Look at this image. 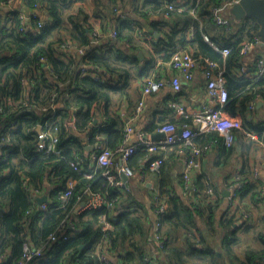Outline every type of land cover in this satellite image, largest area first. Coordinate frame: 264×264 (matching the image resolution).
Instances as JSON below:
<instances>
[{
	"label": "clouds",
	"instance_id": "obj_1",
	"mask_svg": "<svg viewBox=\"0 0 264 264\" xmlns=\"http://www.w3.org/2000/svg\"><path fill=\"white\" fill-rule=\"evenodd\" d=\"M69 3L65 7L54 0H32L29 6L24 0H6L0 6L5 14L0 18V35L12 32L15 37L0 40L3 52L16 59L28 53L26 70L13 72L11 80L0 82V128L9 121L13 123L8 132L23 125L21 134L3 141L21 145L11 166L26 173L24 190L34 209L47 208L37 198L49 196L57 184L64 189L52 197L63 201L62 212L46 235L29 237L27 228L19 235H0V264H29L41 248L61 240L68 222L78 229L91 224L92 232L73 241L60 264H89L98 255L105 264H121L117 253L128 249L135 264H191L193 258L204 264H253V259L255 264H264V131L252 127L264 121V107L257 108L264 100V84L257 87L254 79L252 86L229 96L224 79L225 72L256 78L264 75V47L259 39L245 35L239 48L222 47L239 23L218 14L202 17L198 9L208 5L199 0L195 6L193 0H163L160 6L144 0ZM12 9L19 15L11 16ZM93 11L99 13V19L93 17ZM157 18L161 23L154 26L152 21ZM123 19L132 21V27L122 28ZM76 24L79 29L73 27ZM45 26H54L53 35L62 42L29 51L16 39L29 31L39 35ZM157 31L164 38L161 44L156 43ZM201 39L222 51V56L204 50ZM193 40L200 47L184 48L187 63L179 59L171 66L160 63L165 52L156 49L164 42L177 49L183 47L182 41ZM108 44L113 45V52L92 76L105 81L112 76L116 83L128 74L130 86L120 90L118 102L111 88L103 87L94 89V100L84 104L71 91L77 69L89 67L80 58L94 46L105 51ZM120 52L129 61L117 60ZM140 53L144 59L131 63V57ZM54 57L64 60V65L56 64ZM148 60L152 65L141 74ZM141 79L147 91L138 86ZM12 81L18 85L16 95L7 91L13 87ZM86 87L80 91L90 95ZM231 101H235V115L225 107ZM88 107L92 111L85 116ZM25 109L38 114L39 120H17ZM58 110L67 118L44 119ZM105 122L118 131L101 132ZM25 133L34 140L25 141ZM65 135L79 139L71 145V159L57 143ZM32 149L43 150L35 167H29ZM56 165H67V170L56 175L52 171ZM82 169L91 170L92 178L78 183L76 177ZM250 188L259 192L260 199L249 202L237 195ZM225 189L231 195H224ZM84 202L89 208L105 207L99 215L89 212L81 219L77 209ZM118 217L120 222L114 223ZM250 223L252 231H248ZM236 225L240 227L233 231ZM42 227L38 225L37 231ZM93 237V251L80 258L81 244ZM194 246L213 251L197 257ZM218 252L224 255L217 256ZM124 264H128L127 256Z\"/></svg>",
	"mask_w": 264,
	"mask_h": 264
},
{
	"label": "trees",
	"instance_id": "obj_2",
	"mask_svg": "<svg viewBox=\"0 0 264 264\" xmlns=\"http://www.w3.org/2000/svg\"><path fill=\"white\" fill-rule=\"evenodd\" d=\"M2 0H0L1 2ZM84 0H71L73 4L83 2ZM224 0H199L200 3H206L208 7L200 8L198 9L199 15H201L204 18H212L211 8L213 6L221 4ZM25 3L29 4L31 6L32 0H24ZM55 3H63L65 7L70 6L69 0H54ZM171 2V0H169ZM187 3V0H185ZM95 3V0H94ZM145 4H154L156 6H160L161 3H163V0H145ZM196 0H193V6H195ZM83 15V13H81ZM11 16H18L19 11L18 10H11L10 11ZM93 17H99V13L96 11L92 12ZM0 18H3V16L0 14ZM84 19H87V17H84ZM59 21H57V24ZM120 25L122 28H130V22L128 20H121ZM155 26L157 23L154 24ZM54 26H45L43 32L39 35L32 33L29 31L27 35H19L16 37V39L19 40V43L23 44L25 43L28 47L29 51L32 49H37V46H39L40 49L47 48L49 46L55 47L62 41L60 38L55 37L53 33L55 32V28L51 30V28ZM58 27V26H57ZM73 27H76L77 29L80 28L79 24L74 25ZM185 27H187V22L185 24ZM259 30V24L253 17H246L245 19L241 20L239 22V27L236 30L235 33L229 37L227 43L223 45L222 47H233V48H239L241 45V42L245 38V35H247L250 38H254L257 36V32ZM3 39H15L13 37L12 32H8L4 35H0V40ZM213 40L216 38L213 37ZM164 41L163 36L159 37L157 39V44H161V42ZM183 47L188 48L190 45L195 44L197 47H201L212 53L215 57H221L222 54L216 51L212 48V46L202 39L200 40V45L197 41H182ZM100 46H94L92 49L88 50L85 54V57H81V60H85L88 64V72L85 74H82V67L77 69L76 72V78L77 82L75 84H72L71 91L76 92L78 99L82 100L84 104L88 103V100H94L96 93L93 91L97 88H103L108 87L111 88L110 91L113 93L115 91H120L124 86L128 85L129 79L128 74H125L121 81H118L116 83H113L115 80L114 77L108 76L107 72L102 73L104 76H108V79L102 80L99 78L96 79L94 76H92V72L97 71V67L103 68L105 66L104 62H106L110 57L109 53L113 52V45L108 44L105 45V51H99ZM173 49L171 52L175 51V46L172 45L169 42H164L161 47H158L157 51H163L165 52V55L163 57L164 60H169L171 54L169 55L168 49ZM179 48V46H178ZM168 51V52H167ZM39 52V50H38ZM37 52V54H38ZM14 54V53H13ZM23 56L19 57V59L10 57L8 53L3 52V44L0 43V82L5 81L6 79L11 80L10 74L13 72L26 70V61L24 60L25 57H27L28 53L27 51L22 54ZM117 60L122 61H129V56L120 52L116 54ZM54 60L56 64L63 66L64 60H62L59 57H54ZM131 63L138 62V58L131 57L130 60ZM219 63V61H216ZM22 66H25L22 68ZM144 73V68L141 69ZM225 79L227 82V88L229 90V95H232L233 91H238L243 89L246 86H252L254 77L252 76H245V75H229L228 72H225ZM71 84V81H69ZM122 83V86H121ZM13 87L8 88V94L9 95H16V89L18 88V85L15 81H12ZM260 84H264V76H262L259 79H255V86H259ZM87 85L85 92L90 93V95H86L81 93L80 88ZM121 86V87H120ZM40 91L37 90L35 99H39ZM235 101H231L226 109H229L231 111L232 115H235L234 111ZM77 112L80 111V108L76 109ZM92 109L88 107L86 109V112L84 113L85 116H87V113L90 114ZM67 114L61 112L58 110L56 114H50L48 117L45 116V120H51L57 121L61 119H66ZM3 119V114H0V120ZM17 120L24 121V123H30L29 120H39L38 114L31 113L30 109H25L23 112L19 114L18 117H16ZM42 122V121H41ZM13 123V121H9L7 125H5L3 128H0V150L3 151L6 154V157L4 160L0 159V235L7 233L8 235H19L24 232L25 228L28 229L27 235L31 237L33 234L37 233L42 236L46 235L49 231V225L54 224L57 220V217L62 212V209L60 205L63 203V201L57 199H53L52 197L57 196V192L64 191L63 186L60 184H57L55 186L56 189H53L52 193L49 195V200L45 203L47 205L46 209H34L32 205L28 202V194L24 190V184L22 177L26 175V173H23L21 171L16 170L13 168L12 161L16 158V156L21 151V145L19 144H11V142H3L7 140V137L9 135H19L22 133V127L21 124L19 127L11 129L12 132L9 131L10 124ZM251 124L252 122L249 121ZM100 122L98 123V125ZM112 124H115V121L112 122ZM79 127V125H77ZM253 128L259 129L260 131H264V121H261L256 124H252ZM100 131L105 133L108 132H114L118 131V129H114L111 125H109L107 122H105L104 125H101ZM23 139L25 141H33L34 136L32 134H23ZM79 139L77 137H70L65 135L63 137V140L58 139V146L64 147V155L68 156L69 159H71L73 155V149L71 145H74L75 143H78ZM43 143V141H41ZM37 152L35 149H32V151L29 153L31 156V159L29 160V167H35L37 162L41 159V153ZM54 155V154H50ZM53 159L55 157H52ZM7 170V171H5ZM67 170V165H63L61 167L60 165L54 166V169L52 171H55L56 175H61L63 171ZM87 178L83 171L80 172L79 176L76 177L77 182L79 183L81 180H84ZM88 179V178H87ZM91 179V178H90ZM103 179H107L106 177H103ZM66 183V178H65ZM93 183H99V180L94 181ZM237 195L242 197L244 200H246L247 197H250L251 199H260V195L258 191H253V189H245L243 192H237ZM5 200H7V205H5ZM104 208L99 210H82L79 212V215L81 219L88 215L89 212L92 213V215L97 216L101 212H103ZM123 215V213H121ZM224 215V214H223ZM114 223H119V217L113 221ZM111 223V222H110ZM43 224V227L40 229V231H37V226ZM115 226V225H113ZM248 227H250L248 225ZM250 228H248L249 230ZM235 231V229H233ZM92 232V225L89 224L85 226L83 229L75 228L74 225L71 226L69 223L66 226L65 232L63 236L61 237V240L55 242L52 247L47 248L45 251L44 256L40 258H35L30 264H60V260L63 257L64 251L71 245V243L77 239H80L82 237H87ZM74 233V234H72ZM66 237V238H65ZM96 243L95 237L90 242L81 244L80 251H79V257L83 258L86 253H90L93 251V245ZM193 251L197 252L198 255H208L212 253L211 248L206 249H198L196 246L193 247ZM20 255L22 256L23 253L21 252ZM217 255V253H216ZM224 255V253H222ZM128 258L131 259L130 253L126 255ZM218 256V255H217ZM89 264H98L97 256L94 258L93 262H89ZM253 264H255V259H253Z\"/></svg>",
	"mask_w": 264,
	"mask_h": 264
},
{
	"label": "crops",
	"instance_id": "obj_3",
	"mask_svg": "<svg viewBox=\"0 0 264 264\" xmlns=\"http://www.w3.org/2000/svg\"><path fill=\"white\" fill-rule=\"evenodd\" d=\"M2 1H6V0H2ZM2 1L0 2V6H2ZM145 1V0H144ZM224 1H226V0H224ZM223 1V2H224ZM222 2V3H223ZM239 2V1H238ZM90 3H94V0H84L82 3L81 2H79V4H90ZM221 3V4H222ZM218 5H220V4H218ZM218 5H215V6H218ZM214 7V6H213ZM232 7H233V5L225 12V15L231 20V21H234V22H240L241 20H243V19H245L246 17H244L243 19H237L233 14H232V12H231V9H232ZM12 10H16V9H12ZM11 11V10H10ZM0 14L2 15V16H4L5 14L3 13V12H0ZM96 19H99L100 18V16L99 17H95ZM255 19V18H254ZM123 20H128V19H123ZM256 20V19H255ZM129 21V20H128ZM257 21V20H256ZM130 22V28L132 27V21H129ZM155 23H157V25H159L160 23H161V21L157 18V19H154L153 21H152V24L154 25ZM257 23H258V21H257ZM259 24V23H258ZM155 26V25H154ZM259 29H260V24H259ZM100 30L101 31H103V27L101 26L100 27ZM236 32V31H235ZM235 32H233V33H235ZM258 32H259V30H258ZM258 32H257V36H255L254 38H258L259 39V41H260V43H261V38H260V36H259V34H258ZM232 33V34H233ZM155 35H156V37L157 38H159V37H161V34H160V32L159 31H157L156 33H155ZM216 38V37H215ZM145 43H147V41L145 40L144 41ZM157 42V41H156ZM261 46V45H260ZM261 47H264V46H261ZM181 48H184V47H179V48H177V49H175V51L176 50H178V49H181ZM171 50H173L172 48H171ZM157 51V50H156ZM168 52V51H167ZM174 52V51H173ZM173 52H171V51H169L168 53H169V55L171 54L172 55V53ZM133 57H135V56H133ZM137 58H138V60L139 59H144V56H143V53H140L139 54V56H136ZM170 59H171V56H170V58H169V60H164L163 59V57L161 58V60H160V63H162V64H165V65H168V66H171L170 65ZM149 65H152V61L151 60H148L147 62H146V64H145V66H144V71H146L147 69H148V66ZM162 71H163V69H162ZM141 72H142V70H141ZM141 74H143V73H141ZM246 76V75H245ZM116 82H118V81H116ZM121 86H122V83H121ZM120 86V87H121ZM130 85H129V83H128V85H126V86H124L123 88H127V87H129ZM141 89H142V87H143V79H141L140 80V83H139V85H138ZM120 95H121V92L120 91H115V92H113V97H114V99H115V101H119V99H120ZM125 101H126V95H125ZM260 107H264V100H262V101H260L258 104H257V108H260ZM100 121L98 120L97 121V123L96 124H98ZM92 149H89V151H91ZM82 171L83 172H90L91 170H89V169H82ZM224 191H228L227 189H225ZM49 200V196H47V201ZM246 200L247 201H249V202H251L252 201V199L250 198V197H247L246 198ZM38 202V201H37ZM46 203V202H45ZM38 204H40L39 202H38ZM80 211H82L81 209L80 210H78V213L80 212ZM223 214L224 213H221V216H223ZM71 226H73V224L71 223V222H68ZM249 230L248 231H251L252 230V227H253V225L250 223L249 224ZM240 227V225H236V227L234 228L235 230H237L238 231V228ZM82 247V246H81ZM130 253V257H131V259L130 258H128V264H135V258L134 257H132L131 255H132V253H131V249H128V250H126L124 253H117V255L120 257V261H121V264H124V259H125V256L126 255H128ZM217 255L218 256H223L222 255V253H217ZM198 256H200V255H198L197 254V257ZM191 264H204V261L203 260H200V259H198V258H193L192 259V261H191Z\"/></svg>",
	"mask_w": 264,
	"mask_h": 264
},
{
	"label": "built area",
	"instance_id": "obj_4",
	"mask_svg": "<svg viewBox=\"0 0 264 264\" xmlns=\"http://www.w3.org/2000/svg\"><path fill=\"white\" fill-rule=\"evenodd\" d=\"M238 1H239V0H226V1H224L222 4H220V5H218V6H214L213 8H211L212 17H213L214 15H217V14L220 15V16H226V15H225V12H226V11H227L232 5L236 4ZM4 2H6V1H2V3H4ZM224 4H227L228 7H227V8L223 7ZM227 18H228V17H227ZM215 50H216V49H215ZM216 51H218V50H216ZM218 52L222 54V51H218ZM183 53H184V48H181V49H178V50L174 51V52L172 53V55H171L170 65H172L173 63H175L177 59H179L180 62H181L182 64H183V63H187L186 61L183 60ZM216 63H217V62H216ZM217 64H218V63H217ZM87 72H88V68H87V70H85V68L82 67V74H85V73H87ZM92 74H93V72H92ZM257 74H258V73H257ZM242 75L249 76L247 73L242 74ZM262 76H264V75H259L258 78L254 77V76H252V77H254V79H259V78H261ZM95 78L98 79V76H95ZM224 79H225V73H224ZM225 81H226V79H225ZM226 87H227V85H226ZM142 90L147 91V88L145 87L144 84H143ZM229 96H230V95H229ZM225 107L227 108V105H226ZM53 131H56V129H53ZM181 134H182V133H181ZM8 142H9V141H8ZM57 143H58V141H57ZM5 157H6V154H5L3 151L0 150V159L4 160ZM81 171H82V170H81ZM83 174H84L88 179L92 178V173H91V171H90V172H83ZM106 178H107V177H106ZM37 201H38V198H37ZM37 203H38V202H37ZM86 204H87V202H85V204H84L80 209H81V210H99V209H102V208L105 207V206L101 205L100 207H92V208H89V207L86 206ZM41 205H45V203H43V204H41ZM41 209H46V208H43V207H42ZM109 223H110V222H109ZM101 247H102V245H97V248H101ZM45 251H46V249L41 248L39 252H37L35 255H33V256L31 257V260L29 261V264H30L35 258H40V257L44 256ZM97 259H98V264H105V260L102 259L101 256L98 255V256H97Z\"/></svg>",
	"mask_w": 264,
	"mask_h": 264
},
{
	"label": "water",
	"instance_id": "obj_5",
	"mask_svg": "<svg viewBox=\"0 0 264 264\" xmlns=\"http://www.w3.org/2000/svg\"><path fill=\"white\" fill-rule=\"evenodd\" d=\"M231 12L237 19H243L244 17H253L258 21V23L260 24V29L258 32L261 38L260 45L264 46V0H239V2L233 5ZM160 135L163 134H158V136ZM224 195H230V192L224 191ZM38 202L40 204L47 202V196L38 197ZM78 210L80 209H77V211Z\"/></svg>",
	"mask_w": 264,
	"mask_h": 264
},
{
	"label": "rangeland",
	"instance_id": "obj_6",
	"mask_svg": "<svg viewBox=\"0 0 264 264\" xmlns=\"http://www.w3.org/2000/svg\"><path fill=\"white\" fill-rule=\"evenodd\" d=\"M230 195H231V193H230ZM252 231V230H251Z\"/></svg>",
	"mask_w": 264,
	"mask_h": 264
}]
</instances>
